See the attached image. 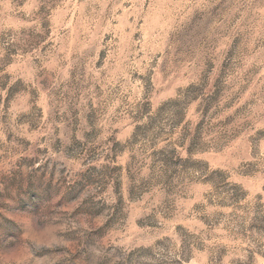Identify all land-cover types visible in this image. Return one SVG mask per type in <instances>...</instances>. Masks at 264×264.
Returning a JSON list of instances; mask_svg holds the SVG:
<instances>
[{
  "label": "rangeland",
  "instance_id": "obj_1",
  "mask_svg": "<svg viewBox=\"0 0 264 264\" xmlns=\"http://www.w3.org/2000/svg\"><path fill=\"white\" fill-rule=\"evenodd\" d=\"M0 264H264V0H0Z\"/></svg>",
  "mask_w": 264,
  "mask_h": 264
}]
</instances>
